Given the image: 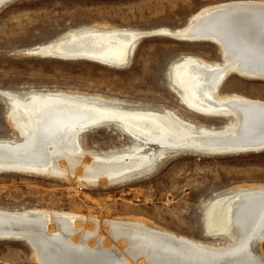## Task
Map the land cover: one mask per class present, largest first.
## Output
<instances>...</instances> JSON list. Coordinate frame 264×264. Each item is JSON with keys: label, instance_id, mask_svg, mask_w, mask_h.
<instances>
[{"label": "bare ground", "instance_id": "bare-ground-1", "mask_svg": "<svg viewBox=\"0 0 264 264\" xmlns=\"http://www.w3.org/2000/svg\"><path fill=\"white\" fill-rule=\"evenodd\" d=\"M10 1L0 0V8ZM186 22L178 30L153 34L211 43L221 60L182 56L172 68L171 88L187 110L226 119V125L210 128L173 109L128 110L119 100L77 92H26L19 94L22 98L0 91L10 103L7 119L16 135L0 139V173L72 178L84 187L115 185L149 175L181 152L228 156L263 151L264 101L219 91L233 75L264 82V0L206 6ZM142 34L97 25L33 50L121 67ZM102 126H113L129 146L107 154L85 150L82 134ZM148 145L155 149L147 150ZM203 222L208 238H225L226 243L176 235L139 217L98 223L77 212L38 208L0 209V239L27 241L37 264H264V184L233 187L210 199Z\"/></svg>", "mask_w": 264, "mask_h": 264}, {"label": "rangeland", "instance_id": "rangeland-1", "mask_svg": "<svg viewBox=\"0 0 264 264\" xmlns=\"http://www.w3.org/2000/svg\"><path fill=\"white\" fill-rule=\"evenodd\" d=\"M230 1L238 0H12L0 8V91L22 98L52 90L109 97L123 102L122 108L128 110L173 109L207 127L221 128L228 123L226 119L190 112L170 83L172 68L182 56L220 61L215 45L153 33L159 29L178 30L196 11ZM97 25L151 35L139 39L121 67L29 53L67 32ZM26 92V96L19 95ZM219 93L264 101V82L233 75ZM6 110L0 98V139L14 140ZM82 136L83 148L96 154L122 151L130 144L113 126L96 127ZM154 149L153 145L147 146V150ZM173 156L151 174L115 185L84 187L72 178L68 181L0 173V209L77 212L98 223L139 217L176 235L223 245L225 238L212 240L204 232L205 206L233 187L264 184V150L228 156L190 152ZM261 250L264 256V243ZM0 264L37 263L24 241L0 239Z\"/></svg>", "mask_w": 264, "mask_h": 264}, {"label": "water", "instance_id": "water-1", "mask_svg": "<svg viewBox=\"0 0 264 264\" xmlns=\"http://www.w3.org/2000/svg\"><path fill=\"white\" fill-rule=\"evenodd\" d=\"M146 35H150V34L149 33H144V34H142L141 37H144ZM176 38L180 39V37H176ZM30 54L38 55V56H42V57H48L49 56L51 58H56V59H61V60H80V58H74V59H72V58H64V57H61V56H57L55 54H51V53L45 52V51H43L41 49L32 50L30 52ZM0 98H2L5 101L7 108H9L10 103H9L7 97L4 94L0 93ZM25 243L31 248V245L27 241Z\"/></svg>", "mask_w": 264, "mask_h": 264}]
</instances>
